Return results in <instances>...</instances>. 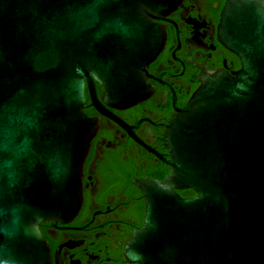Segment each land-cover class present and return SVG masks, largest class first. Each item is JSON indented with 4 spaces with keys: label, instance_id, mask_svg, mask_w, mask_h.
<instances>
[{
    "label": "water",
    "instance_id": "1",
    "mask_svg": "<svg viewBox=\"0 0 264 264\" xmlns=\"http://www.w3.org/2000/svg\"><path fill=\"white\" fill-rule=\"evenodd\" d=\"M178 1L0 0V264H49L40 224L83 202L86 94L125 127L106 111L150 95L155 20ZM218 35L241 68L199 75L157 154L169 173L132 180L145 209L129 264H264V0H228Z\"/></svg>",
    "mask_w": 264,
    "mask_h": 264
},
{
    "label": "flooded vegetation",
    "instance_id": "2",
    "mask_svg": "<svg viewBox=\"0 0 264 264\" xmlns=\"http://www.w3.org/2000/svg\"><path fill=\"white\" fill-rule=\"evenodd\" d=\"M227 1L179 0L155 20L164 41L147 66L150 95L130 108L106 111L131 134L90 107L86 94L84 112L97 122V128L82 168L83 202L68 223L40 224L49 264H129L124 247L141 226L145 209L132 180L162 181L169 173L157 154L164 157L165 128L200 85L199 75L206 70L233 74L241 68L238 57L219 41ZM97 91L100 95L103 90L97 86Z\"/></svg>",
    "mask_w": 264,
    "mask_h": 264
},
{
    "label": "trees",
    "instance_id": "3",
    "mask_svg": "<svg viewBox=\"0 0 264 264\" xmlns=\"http://www.w3.org/2000/svg\"><path fill=\"white\" fill-rule=\"evenodd\" d=\"M162 179V178H161ZM178 193L180 194V196L182 197H187V196H194V193L191 190H184V191H178Z\"/></svg>",
    "mask_w": 264,
    "mask_h": 264
}]
</instances>
